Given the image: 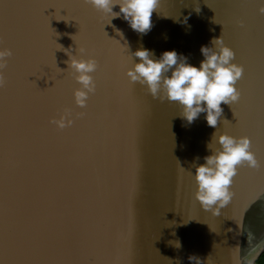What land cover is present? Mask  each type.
I'll use <instances>...</instances> for the list:
<instances>
[{
    "label": "water",
    "instance_id": "1",
    "mask_svg": "<svg viewBox=\"0 0 264 264\" xmlns=\"http://www.w3.org/2000/svg\"><path fill=\"white\" fill-rule=\"evenodd\" d=\"M45 2L0 0V49L12 53L0 86V264H189L190 255L201 264H234L237 252L253 264L264 251L256 248L264 241V15L257 0H158L146 35L122 17L108 23L78 0H55L84 18H103L82 40L75 20L52 8L41 15L37 5ZM219 37L243 71L239 99L220 105L217 129L203 113L186 124L176 102L154 99L124 74L140 48L157 59L175 50L199 67L200 47ZM82 42L100 64L91 74L95 91L80 108L64 50L94 59L79 54ZM66 113L71 125L57 128L52 121ZM214 131L246 136L260 163L237 168L233 198L218 217L195 200L192 166L210 154Z\"/></svg>",
    "mask_w": 264,
    "mask_h": 264
},
{
    "label": "clouds",
    "instance_id": "2",
    "mask_svg": "<svg viewBox=\"0 0 264 264\" xmlns=\"http://www.w3.org/2000/svg\"><path fill=\"white\" fill-rule=\"evenodd\" d=\"M257 2L258 13L264 15V0ZM83 3L91 5L108 17V23L111 19L122 17L132 31L146 35L153 26L151 16L156 10L158 0H83ZM116 6L119 11L113 12L112 9ZM186 21L187 17L179 22L186 24ZM209 43L211 47H200L203 59L199 67L188 63V58L175 50L165 51L157 59L152 51L140 48L130 54L132 64L130 68H126L124 74L130 83L146 87L154 99L176 102L181 108L179 116L186 124L191 125L203 113L206 125L217 129L218 119L223 112L220 105H232L239 99L240 93L235 84L241 78L243 69L232 63L234 53L224 45L221 37L214 38ZM126 50L128 52L127 46ZM64 51L69 57L67 69L75 74V81L79 85L73 91V100L77 107L83 108L89 95L95 91L91 74L97 70V63L93 58L83 59L71 55V49ZM11 54L8 49H0V69L4 68L6 58ZM79 54L83 56L85 53L81 49ZM133 57L139 62L134 63ZM2 85L3 77L0 76V86ZM68 117L69 114L66 113L52 123L63 129L72 123ZM213 143L219 147H213ZM206 148L210 154L202 158L204 162L197 164L194 161L192 164L196 183L194 198L205 212L218 217L221 209L233 198L234 193L230 187L237 168L246 166L255 170L260 167V163L246 136L217 135L214 131ZM243 234L249 244L255 239L250 231ZM175 246L180 247L178 241ZM261 247H264V241L256 245L257 249ZM243 259L237 252L234 264H243ZM188 260L189 264H201L200 258L195 255H190Z\"/></svg>",
    "mask_w": 264,
    "mask_h": 264
},
{
    "label": "snow or ice",
    "instance_id": "3",
    "mask_svg": "<svg viewBox=\"0 0 264 264\" xmlns=\"http://www.w3.org/2000/svg\"><path fill=\"white\" fill-rule=\"evenodd\" d=\"M79 3L86 5L83 3V0H78ZM37 7L41 10V15L46 19L49 16H46L44 13L47 9L52 8L55 9V14H58L60 17H68L69 20H75L77 24L79 25V31L77 34H79L81 40L85 36L88 30H96L97 26L99 25L100 21L103 18H97V17H89L84 18L83 16H80L76 14L73 10V8L69 5H58L55 0H47V2L38 4ZM63 11L66 13V15L61 16L60 12ZM2 42V40H0ZM83 50L84 53H87L89 55H93L97 63V67H99L100 60L99 57L96 56L95 51L87 48L85 44L82 42L80 45V50ZM3 74V69H0V76ZM0 217H2V205H0ZM4 251V236H3V228H2V219H0V253Z\"/></svg>",
    "mask_w": 264,
    "mask_h": 264
},
{
    "label": "trees",
    "instance_id": "4",
    "mask_svg": "<svg viewBox=\"0 0 264 264\" xmlns=\"http://www.w3.org/2000/svg\"><path fill=\"white\" fill-rule=\"evenodd\" d=\"M253 264H264V251L259 255Z\"/></svg>",
    "mask_w": 264,
    "mask_h": 264
}]
</instances>
